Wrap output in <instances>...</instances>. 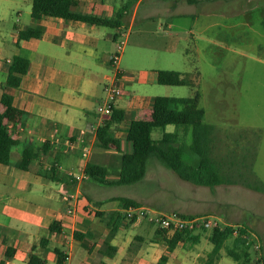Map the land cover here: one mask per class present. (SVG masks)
<instances>
[{
    "label": "crops",
    "instance_id": "crops-1",
    "mask_svg": "<svg viewBox=\"0 0 264 264\" xmlns=\"http://www.w3.org/2000/svg\"><path fill=\"white\" fill-rule=\"evenodd\" d=\"M73 1L74 12L102 18L122 14L120 27L113 32L112 27L56 17L35 20L31 17L32 0H0V99L12 57L20 56L29 61V69L21 77L20 85L10 90L15 110L5 109L0 102V113L4 115L8 132L18 143L11 151L9 163L0 164V264H30V258L44 264H57L56 251L66 256L65 264H157L162 256L166 257L165 264H208L213 247L210 234H195L200 237L199 242H179L169 251L164 237L156 234L157 227L143 219L132 224L128 220L123 222L110 242L116 247L112 257L99 252L108 229L97 213L122 212L124 208L120 202L111 200L116 196L97 194L95 182L84 175L85 166L88 162L117 166L120 154L130 151L125 141L130 121L160 118V113L152 108L157 96L149 100L132 98L126 91L122 96L127 98L126 106L113 103L115 108L125 112V119L111 126L114 138L120 143V151L114 146L108 150L97 147L96 132L104 121L99 119L96 108L104 100L105 85L115 82L124 89V81H133L132 77H124L118 66L117 71L111 72L109 57L120 33L127 32L129 41L134 32L146 29L143 27L146 21L160 16L176 17L178 13H173L175 4L169 3V8H165L168 14H161L158 1L148 6L144 5L146 0ZM164 25L171 27L169 22ZM30 28L39 30L41 35L19 41V31ZM10 44L13 45L12 56L3 58ZM147 77L148 72H144L141 81ZM25 151H29V159L23 169L21 161ZM243 153L241 149L240 158ZM251 164L249 174L254 179ZM152 168L144 180H157L155 165ZM179 180L178 187L172 189L159 184L152 196L154 210L140 199H131L140 202L143 208L163 213L209 215L205 213L214 211L226 225L245 227L243 197L259 193L241 183L207 187ZM43 181L48 182L44 196L50 203L45 210L34 206V196L44 192L41 189ZM56 195L63 203L62 208L51 207ZM68 195L76 198L68 203ZM170 195L176 203L171 208L163 205ZM233 196L236 199L234 207L228 211ZM95 202L104 203L95 206ZM111 202L116 205L109 206ZM69 207L75 209V214H67ZM52 224L57 225L54 232L49 230ZM150 225L155 228L154 238L138 234ZM76 231L93 237L77 241L73 236ZM170 235L167 233L165 237L170 238ZM202 240L206 243L199 247ZM233 241L231 236L225 246ZM225 256L223 248L219 258L211 264H244L231 263Z\"/></svg>",
    "mask_w": 264,
    "mask_h": 264
},
{
    "label": "rangeland",
    "instance_id": "rangeland-1",
    "mask_svg": "<svg viewBox=\"0 0 264 264\" xmlns=\"http://www.w3.org/2000/svg\"><path fill=\"white\" fill-rule=\"evenodd\" d=\"M154 1L160 3L158 11L161 14H168L165 8L174 3L173 13H178V16H160L146 21L143 25L146 29L137 30L129 41L127 39L118 68L124 77H132L133 81H124V89L121 88L132 98L146 100L155 96L191 97L198 90L201 96L199 104L205 111L204 122L214 127L213 157L223 169L237 172L239 176L235 177L239 182L249 180L264 188V0H213L198 4L146 0L144 5ZM166 22L171 23V27H166ZM111 30L115 31L114 28ZM115 50L116 44L113 53ZM12 51L13 45L10 44L3 58L12 56ZM109 69L115 71L112 66ZM157 70L189 73L195 86L157 84ZM144 72H148V77L141 81ZM102 96L105 99L104 89ZM115 102L126 106L127 98L118 97ZM165 131L173 132L174 126H166ZM161 134L160 128L152 131L153 138H159ZM240 148L244 152L241 157L243 164L240 163ZM250 162L255 181L249 174ZM154 165L158 173L156 181L150 182L146 178L134 184L117 186L95 183L97 194L137 198L154 210L156 205H151L155 204L152 196L158 191L159 184L172 189L178 187L180 181L155 157L149 159L146 177ZM45 183L48 185L43 181L41 188L44 192L34 196V206L43 210L50 204L45 201ZM51 185L57 186L55 183ZM244 197V226L252 233V239L259 243L257 256L260 252L264 256V193H249ZM55 198L51 207L62 208L58 195ZM167 200L163 205L169 208L176 205L171 195ZM235 200L234 196L229 200L232 205H228V211L233 209ZM108 205L116 204L111 202ZM209 212L205 214L221 220L219 213ZM154 231L150 225L142 233H137L151 239L155 236ZM200 232L202 236L210 234L209 230L194 234ZM205 243L202 240L199 247ZM225 259L233 262L227 256Z\"/></svg>",
    "mask_w": 264,
    "mask_h": 264
},
{
    "label": "trees",
    "instance_id": "trees-1",
    "mask_svg": "<svg viewBox=\"0 0 264 264\" xmlns=\"http://www.w3.org/2000/svg\"><path fill=\"white\" fill-rule=\"evenodd\" d=\"M188 4H198L202 1L213 0H185ZM73 0H32L31 17L39 20L42 17H56L74 22H85L97 26L119 28L121 15L115 18H102L91 14L74 12ZM41 35L39 30L27 29L19 31L18 40H28L38 38ZM29 61L20 56H13L8 74L3 86L0 102L7 110H15L13 96L10 90L17 88L21 83V77L27 73ZM156 82L165 86H195V81L191 74H183L172 70H157ZM200 93L198 90L191 97H164L157 96L153 99L152 108L160 113L159 120H132L126 130L125 141L130 145L128 153L120 154V162L117 166L99 165L88 162L84 169L85 177L99 185L117 186L130 185L141 181L146 174L147 164L151 157H155L165 168L174 172L181 180L199 186L214 187L222 184L241 183L236 179L232 170L223 169L213 157V132L214 127L204 122V109L200 106ZM125 119V112L113 106V114L110 119L103 122L97 129V147L108 150L114 146L120 151V143L111 131V126ZM168 125L174 126L173 132H166ZM156 128L162 130L161 137L154 139L152 131ZM18 143L9 132L4 115L0 113V164L7 165L10 161L11 151L17 147ZM29 152V151H28ZM28 152L23 153L21 168H25L28 162ZM110 176H115L110 178ZM239 176V175H237ZM50 178V177H48ZM55 179H53L54 181ZM243 186L264 193V188L256 182L243 180ZM121 203V208L128 207L142 208L140 202L127 198L117 197L111 199ZM104 202H95V206H100ZM182 216H190L181 214ZM103 223H105L108 233L104 239L103 247L99 251L102 255L112 257L116 252V247L111 245V240L127 219L123 212L111 211L108 213L98 212ZM130 224L135 219L128 220ZM57 226L52 224L50 232H54ZM239 234L234 241L225 246L226 241L232 236L234 227L225 225L222 228L209 230V241L212 250L208 255V264L217 260L220 251L224 248L227 257L235 262L244 264H264L262 253L253 252L242 237L248 229L246 227L235 226ZM207 231V230H202ZM168 232L156 228V234L164 237V243L169 251L173 250L179 242L197 243L199 236L193 232H174L170 238H166ZM74 238L81 241L84 237L92 238L81 232H74ZM8 251H6V257ZM57 264H65L66 256L60 251H56ZM30 264H44L42 261L30 258ZM166 257L162 256L157 264H165Z\"/></svg>",
    "mask_w": 264,
    "mask_h": 264
},
{
    "label": "built area",
    "instance_id": "built-area-1",
    "mask_svg": "<svg viewBox=\"0 0 264 264\" xmlns=\"http://www.w3.org/2000/svg\"><path fill=\"white\" fill-rule=\"evenodd\" d=\"M121 37L124 39L120 40ZM128 33L122 32L120 33L117 41H116V50L115 53L110 55L109 62L110 65L116 69L119 64L120 56L124 49V46L127 42ZM105 91V99L97 106L96 113L101 121H106L111 118L113 114V103L115 99L118 97H122L126 94V92L119 86L115 84V82L107 83L104 87ZM67 145H70L69 142H66ZM76 197L73 195H68L66 197L67 202H71V200ZM127 220L135 219V220H147L151 224L155 225L159 229L167 231L169 234L174 232H197L202 230H211L214 228H222L226 224L220 219L204 215H190V216H182L179 213H163L158 211H150L146 208H134L128 207L127 209H123L122 211ZM67 214L73 215L75 214V209L73 207H69L67 209ZM239 234L238 228L234 227L232 236L235 238ZM246 240V245L253 251L258 252L260 250L259 243L252 239V233L246 231L242 236Z\"/></svg>",
    "mask_w": 264,
    "mask_h": 264
}]
</instances>
